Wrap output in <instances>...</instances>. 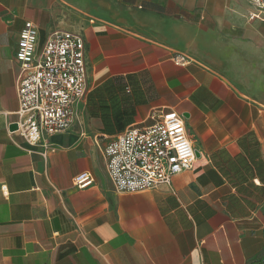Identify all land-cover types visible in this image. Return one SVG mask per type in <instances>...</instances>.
<instances>
[{
    "label": "crops",
    "instance_id": "crops-1",
    "mask_svg": "<svg viewBox=\"0 0 264 264\" xmlns=\"http://www.w3.org/2000/svg\"><path fill=\"white\" fill-rule=\"evenodd\" d=\"M264 1V0H263ZM250 0H0V264H264V13ZM84 42L87 91L39 149L16 119L25 21ZM175 110L196 150L170 184L117 192L107 141ZM93 182L78 187L73 177Z\"/></svg>",
    "mask_w": 264,
    "mask_h": 264
},
{
    "label": "built area",
    "instance_id": "built-area-1",
    "mask_svg": "<svg viewBox=\"0 0 264 264\" xmlns=\"http://www.w3.org/2000/svg\"><path fill=\"white\" fill-rule=\"evenodd\" d=\"M250 2L255 10L249 17L259 18L264 1ZM14 57L19 67L14 131L46 157L56 149L49 136L71 127L76 105L87 91L84 42L68 30H55L40 40L37 26L27 20L19 31ZM149 119L144 125L126 126L104 147L106 171L117 192L170 184L174 175L195 164L196 150L182 114L154 109ZM92 182L88 172L73 177L80 188Z\"/></svg>",
    "mask_w": 264,
    "mask_h": 264
},
{
    "label": "water",
    "instance_id": "water-1",
    "mask_svg": "<svg viewBox=\"0 0 264 264\" xmlns=\"http://www.w3.org/2000/svg\"><path fill=\"white\" fill-rule=\"evenodd\" d=\"M16 127H17V125H16V123H12V124H10V126H9V128L11 129V130H14V129H16Z\"/></svg>",
    "mask_w": 264,
    "mask_h": 264
}]
</instances>
